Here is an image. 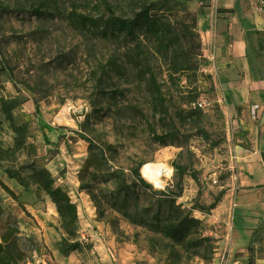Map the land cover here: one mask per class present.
<instances>
[{
  "label": "rangeland",
  "instance_id": "1",
  "mask_svg": "<svg viewBox=\"0 0 264 264\" xmlns=\"http://www.w3.org/2000/svg\"><path fill=\"white\" fill-rule=\"evenodd\" d=\"M169 5L175 25L182 17L191 24L187 12L197 15L203 58L197 77L183 75L179 83L168 81L165 67L153 61L169 95L171 114L161 121L139 69L114 64L120 65L130 38L106 35L77 17L107 19L111 12L98 8L96 0H0V98L17 99L15 121L27 124V141L35 149L18 151L14 165L29 162L51 171L77 205L83 245L62 254L64 231L51 198L0 169V210H5L0 223L9 215L19 220L25 264H172L167 253L149 246L150 237H159L149 223L155 216L165 223L172 203L201 219L202 232L215 245L212 258L184 256L176 264H212L230 228L233 252L227 264H249L248 245L241 248L236 234L256 226L261 228L255 264L258 258L263 263L264 221L250 217L264 219V188L241 191L236 149L264 138V8L258 0ZM191 99L207 103L204 137L176 120L177 108H189ZM0 119V144L13 147L16 134L1 111ZM155 130L167 133V143L155 138ZM86 139L95 143L92 154ZM259 150L264 153V143ZM158 160L172 169L162 189L141 172L145 163ZM174 163L185 168L182 177ZM137 169L152 188L136 179Z\"/></svg>",
  "mask_w": 264,
  "mask_h": 264
},
{
  "label": "trees",
  "instance_id": "2",
  "mask_svg": "<svg viewBox=\"0 0 264 264\" xmlns=\"http://www.w3.org/2000/svg\"><path fill=\"white\" fill-rule=\"evenodd\" d=\"M173 0H96L98 8L104 7L111 12L107 19L93 17L90 15L79 14L77 17L84 25L100 30L109 36L118 37L119 33H124L131 40L130 48L125 51L121 58L120 65L115 62V66L124 68L130 65L139 69L142 79L148 82L149 93L154 102V114H160L161 121L170 115L169 95L164 86L158 81V73L155 70L153 61H156L160 67H165L168 81L179 83L181 77L186 75H198L202 65V43L198 39L195 27L197 25V15L187 12L192 16L191 24L182 17L178 25H175L171 19L173 10L169 4ZM40 14L39 9H35ZM116 10H120L117 14ZM113 29L111 33L107 29ZM103 30V31H102ZM1 57V56H0ZM1 62V59H0ZM198 99H191L189 108H177L175 113L176 120L180 127L194 132L196 135L205 136L207 130L203 126L205 110L198 104ZM1 113L5 115L10 127L15 132L14 146L3 148L0 144V169L13 180H16L21 186L27 188L30 185H37L44 191L56 205L57 212L63 228V236L59 242V250L62 254L79 250L83 247L79 239V215L76 203H74L69 193L60 185H57L51 171L43 166L36 167L34 163H23L19 166L16 162V153L22 149L28 148V154L35 152L34 146L29 144L28 126L26 123L18 124L15 121L13 110L18 101L16 98H0ZM195 104V105H194ZM3 122L0 119V128ZM177 128V127H176ZM178 129V128H177ZM155 138L161 143H167V133H158L154 131ZM90 144V150L95 146L92 140L86 139ZM32 148V149H31ZM105 149H101L102 157L105 158ZM92 154L93 151L91 150ZM264 163V153H262ZM11 161L13 164H5V161ZM178 176L182 177L185 168L174 163ZM140 169V168H139ZM136 170V179L143 186L152 188ZM195 178V177H194ZM4 188L11 194V189L2 183ZM220 198L216 199L209 208L216 207ZM5 215V210H0V216ZM203 222L195 218L189 212L176 209L172 203L166 222L155 216L149 223L151 231L158 236L149 238V246L154 249H161V252L168 254L172 264H176L184 256L212 258L215 245L212 237L202 232ZM260 226L253 231L252 238L247 246L249 253V264H255V236L260 230ZM33 248L34 238L29 237ZM25 243L23 242L20 230L19 220L11 215L5 216L4 221L0 223V264H25L27 261Z\"/></svg>",
  "mask_w": 264,
  "mask_h": 264
},
{
  "label": "crops",
  "instance_id": "3",
  "mask_svg": "<svg viewBox=\"0 0 264 264\" xmlns=\"http://www.w3.org/2000/svg\"><path fill=\"white\" fill-rule=\"evenodd\" d=\"M224 84L226 87H228L233 83L226 82ZM258 142L256 140L255 143V139L253 138L251 140L252 145L250 148L238 146V148L236 149L238 157V184L241 188V191H252L258 188H264V163L262 159V154L259 150V146H262L264 143V138H262ZM261 216H264V213H262ZM250 219L259 222V224L264 221V219H262L260 216H252L250 217ZM255 228H258V226H256ZM253 231L254 229L250 230L247 228L245 230H240L239 232H237L236 237L238 236L239 238H237L238 242H236L241 248H244L249 244L252 238ZM256 256H259L257 252ZM257 261H259V263L257 264H264V261L262 263L261 259L259 258L257 259Z\"/></svg>",
  "mask_w": 264,
  "mask_h": 264
},
{
  "label": "bare ground",
  "instance_id": "4",
  "mask_svg": "<svg viewBox=\"0 0 264 264\" xmlns=\"http://www.w3.org/2000/svg\"><path fill=\"white\" fill-rule=\"evenodd\" d=\"M61 119H63V116L59 115V120ZM141 172L156 188L162 189L165 187L166 178L171 175L172 169L166 163L158 160L145 163L141 168Z\"/></svg>",
  "mask_w": 264,
  "mask_h": 264
},
{
  "label": "built area",
  "instance_id": "5",
  "mask_svg": "<svg viewBox=\"0 0 264 264\" xmlns=\"http://www.w3.org/2000/svg\"><path fill=\"white\" fill-rule=\"evenodd\" d=\"M259 3L261 4V7L264 8V0H258ZM222 99L223 98H220V103H221V106L223 107H226L225 104H222ZM198 104L199 106H201L202 108H205L207 103L205 101H198ZM195 105V104H194ZM259 106L256 105L253 109V115L256 116V109L258 108ZM232 191V190H231ZM230 228V227H228ZM227 232L225 234V243L223 245V247L221 248L220 252L217 254L218 257L217 259H215V261L212 263V264H227L229 262V257L231 256L232 252H233V246L231 245L232 242L230 241V235H231V228L230 230L226 229ZM239 262H234V264H237Z\"/></svg>",
  "mask_w": 264,
  "mask_h": 264
}]
</instances>
